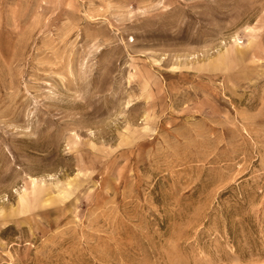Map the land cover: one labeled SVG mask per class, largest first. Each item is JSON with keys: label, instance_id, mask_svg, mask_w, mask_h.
<instances>
[{"label": "rangeland", "instance_id": "374dc122", "mask_svg": "<svg viewBox=\"0 0 264 264\" xmlns=\"http://www.w3.org/2000/svg\"><path fill=\"white\" fill-rule=\"evenodd\" d=\"M0 264H264V0H0Z\"/></svg>", "mask_w": 264, "mask_h": 264}]
</instances>
